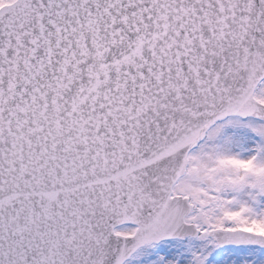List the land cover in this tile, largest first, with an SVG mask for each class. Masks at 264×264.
Masks as SVG:
<instances>
[{"label":"snow or ice","instance_id":"obj_1","mask_svg":"<svg viewBox=\"0 0 264 264\" xmlns=\"http://www.w3.org/2000/svg\"><path fill=\"white\" fill-rule=\"evenodd\" d=\"M0 264H264V0H0Z\"/></svg>","mask_w":264,"mask_h":264}]
</instances>
